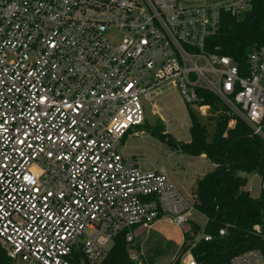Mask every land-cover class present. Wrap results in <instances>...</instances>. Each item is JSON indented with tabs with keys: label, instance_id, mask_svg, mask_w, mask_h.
<instances>
[{
	"label": "built area",
	"instance_id": "1",
	"mask_svg": "<svg viewBox=\"0 0 264 264\" xmlns=\"http://www.w3.org/2000/svg\"><path fill=\"white\" fill-rule=\"evenodd\" d=\"M252 1L0 0V264H103L121 233L206 223L192 193L119 148L165 87L192 106L207 91L264 142V46L241 70L206 51L221 15ZM251 233L259 246L223 264H264V226ZM201 241L167 264H196Z\"/></svg>",
	"mask_w": 264,
	"mask_h": 264
},
{
	"label": "trees",
	"instance_id": "2",
	"mask_svg": "<svg viewBox=\"0 0 264 264\" xmlns=\"http://www.w3.org/2000/svg\"><path fill=\"white\" fill-rule=\"evenodd\" d=\"M261 46H264V0H253L244 13L221 15L219 30L207 41L206 51L229 57L241 70L247 55ZM199 96L202 101L196 105L210 106L214 112L220 109L218 100L207 91L201 89ZM188 113V142H174L162 135L159 138L172 149L192 157L204 156L213 165L195 183L192 192L196 210L206 219L204 232L211 236V241L196 245L193 255L196 264H223L232 256L259 246L251 228L255 224L264 226V205L261 196L253 198L246 190L244 175L264 177V142L230 112L216 119L210 138L207 128L198 123L190 109ZM221 229L225 230L224 236L218 234ZM126 245L121 233L103 264H131Z\"/></svg>",
	"mask_w": 264,
	"mask_h": 264
},
{
	"label": "rangeland",
	"instance_id": "3",
	"mask_svg": "<svg viewBox=\"0 0 264 264\" xmlns=\"http://www.w3.org/2000/svg\"><path fill=\"white\" fill-rule=\"evenodd\" d=\"M234 0H187L188 6L209 5L216 3H231ZM155 101L157 108L144 103L145 125L134 129L142 131L141 135H129L119 148L126 158L135 160L144 173L176 172L183 176L192 169H188L185 156L177 153L168 146L160 135L168 137L174 142L186 143L190 139V118L188 109L195 115L198 123L208 131L210 138L215 121L220 116H228L229 112L220 109L212 111L210 106L187 105L173 89H163ZM156 111V112H155ZM163 119V120H162ZM191 162V161H190ZM204 170L210 167V163L202 161ZM188 169V170H187ZM187 170V172H186ZM247 179L246 190L253 198L261 195L260 179L255 174L244 175ZM196 182V178H191ZM205 220L197 213H193L190 222L182 229L167 222H157L149 232L137 234L131 244L126 245L127 260L131 264H167L175 256L181 247L188 242L199 239L203 232ZM20 264V263H18Z\"/></svg>",
	"mask_w": 264,
	"mask_h": 264
},
{
	"label": "crops",
	"instance_id": "4",
	"mask_svg": "<svg viewBox=\"0 0 264 264\" xmlns=\"http://www.w3.org/2000/svg\"><path fill=\"white\" fill-rule=\"evenodd\" d=\"M177 153L185 156L186 161H189V162L192 161V169L187 173L188 177H186V174H184L183 176H180V174H177L176 172H168V174L174 179L177 187L181 190V192L185 195H189L193 192L195 183L199 179H201L208 171L212 170L213 165L204 156L192 157V156L180 153L178 151ZM120 154L124 158H126L121 152ZM126 159H129V158H126ZM203 160L210 163V167L206 170H204V167L201 165ZM191 178H196V182L192 181Z\"/></svg>",
	"mask_w": 264,
	"mask_h": 264
}]
</instances>
